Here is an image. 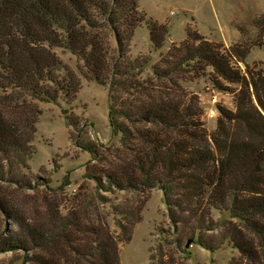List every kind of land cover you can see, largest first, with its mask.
<instances>
[{
  "label": "trees",
  "instance_id": "1",
  "mask_svg": "<svg viewBox=\"0 0 264 264\" xmlns=\"http://www.w3.org/2000/svg\"><path fill=\"white\" fill-rule=\"evenodd\" d=\"M142 21L152 46L161 47L167 26L147 18L138 0H0V252L20 253L21 264H120L118 245L130 239L140 219L142 203L136 209L113 208L122 231L118 235L100 213L98 206L108 202L103 194L93 200L77 193L62 213L48 193L41 196L39 209L28 211L10 189L32 187L38 179L25 172L35 150L38 101H71L81 85L52 49L56 46L81 60L78 68L87 79L109 84L107 117L117 141L99 143L70 133L73 143L98 163L84 175L95 188L160 189L167 233L183 257L189 256L187 240L210 251L227 241L236 250L227 264H264V66L245 63L241 71L236 61L244 62V54L236 45L224 47L187 29L185 39L167 52L165 67L153 65L146 80L136 76L147 59L115 71L109 32L118 58H124L122 43ZM190 62L211 67L219 90L227 89L225 82L237 85L235 108L217 105L212 130L201 119L195 94L181 87L180 94L168 90L173 74ZM116 74L134 79L109 82L108 75ZM117 89L126 95L116 98ZM65 119L75 125L73 118ZM41 180L46 190L56 189ZM164 240L150 248L147 264H173L163 260Z\"/></svg>",
  "mask_w": 264,
  "mask_h": 264
},
{
  "label": "rangeland",
  "instance_id": "2",
  "mask_svg": "<svg viewBox=\"0 0 264 264\" xmlns=\"http://www.w3.org/2000/svg\"><path fill=\"white\" fill-rule=\"evenodd\" d=\"M138 9L147 18L166 24L167 36L161 47L155 49L150 43L147 24L142 21L135 26L130 40L122 43L125 57L118 58L116 40L109 32V55L112 62H117L115 71H125L132 62L140 64L147 59L148 63L142 66V72L136 76L137 79L146 80L153 74V65L160 69L165 67L167 62L164 61L170 59L167 52L173 43L177 45L185 39L187 29L190 35L194 31L198 32L211 41L222 43L224 47L236 45L244 54V62L236 61L241 71L245 70V63L251 67L264 66V0H138ZM52 49L79 76L81 85L71 101L63 97H59L56 103L38 101L41 114L32 142L35 150L27 161L28 170H25L27 177L32 174L38 179L31 183L32 187L11 185L10 189H15L17 199L24 203L28 211H34L39 209L41 196L48 193L64 213L70 206L71 197L77 193H86L93 200L103 194L108 202L98 206L100 213L106 215L108 227L118 235L122 231L116 225L119 216L113 208L136 209L142 203L140 219L134 224L130 239L118 245L120 264H147L150 248L163 237L166 238L161 248L164 261L172 260L173 264L180 261L184 264H227L230 256L236 253L227 241L212 251L192 243L187 247L189 256L183 257L172 243L173 236L167 233L170 223L160 189L153 187L144 193L114 189L98 191L94 180L84 176L93 170L92 165L97 162L90 161L89 153L73 143L70 133L78 139L89 137L99 143L117 141L118 136L113 135L107 117L109 84H100L83 76L78 68L81 60L69 50L56 46ZM213 78L211 67L190 62L181 65L167 82L168 90L174 94H180L178 87H181L183 91L198 97L202 106L201 119L208 130L215 126L217 105L235 108L233 90L237 89L236 84L225 82L227 89L219 90L214 87ZM112 79L128 84L134 78L123 74H116L112 78L108 75L109 82ZM119 91L117 89L115 97H124L125 93ZM65 116L76 120L75 125H68ZM42 178L56 189L46 190L41 184ZM63 183L67 184L60 191L58 186ZM217 216V213L213 214L215 219ZM10 226L15 229L14 223ZM0 264H21L20 253L0 252ZM153 264H157V261Z\"/></svg>",
  "mask_w": 264,
  "mask_h": 264
},
{
  "label": "water",
  "instance_id": "3",
  "mask_svg": "<svg viewBox=\"0 0 264 264\" xmlns=\"http://www.w3.org/2000/svg\"><path fill=\"white\" fill-rule=\"evenodd\" d=\"M191 243H192V240H187L186 241V247H188L189 245H191Z\"/></svg>",
  "mask_w": 264,
  "mask_h": 264
}]
</instances>
